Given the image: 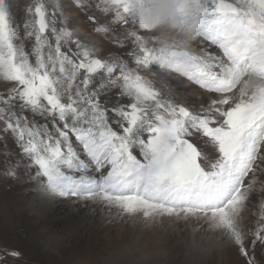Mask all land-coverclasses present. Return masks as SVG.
Masks as SVG:
<instances>
[{
  "label": "snow or ice",
  "instance_id": "6c2138e0",
  "mask_svg": "<svg viewBox=\"0 0 264 264\" xmlns=\"http://www.w3.org/2000/svg\"><path fill=\"white\" fill-rule=\"evenodd\" d=\"M14 7L0 0V74L13 82L0 96L5 174L19 181L23 165L38 197L115 210L149 231L195 220L194 233L219 234L257 264L264 213L250 233L242 218L256 186L264 191V0H71L96 34L127 49L108 59L59 5L27 6L23 35ZM159 72L213 98L179 103L157 88ZM22 260L0 246V264Z\"/></svg>",
  "mask_w": 264,
  "mask_h": 264
},
{
  "label": "rangeland",
  "instance_id": "374dc122",
  "mask_svg": "<svg viewBox=\"0 0 264 264\" xmlns=\"http://www.w3.org/2000/svg\"><path fill=\"white\" fill-rule=\"evenodd\" d=\"M34 2L12 0L15 20L21 26L22 35V26L28 19L26 8ZM43 2L50 12L59 5L66 14L70 13L82 43L89 46L90 42L96 43L98 55L102 58L108 59L117 53L126 55L127 49H120L107 38L96 34L94 28L98 25L88 20L87 15L77 13L71 7V0ZM90 14L104 22V14L99 9H94ZM60 19L58 16V25ZM165 33H168L167 28L160 29L156 34ZM33 43L34 38L24 37L26 51L31 52ZM208 51L218 54L215 47H209ZM31 59L34 61V57ZM152 71L157 72V69L153 67ZM153 78L157 88L165 95L191 108L207 105L213 98L207 90L174 73L159 72ZM11 87L13 82L6 81L0 74V96H6ZM109 102H117L115 94L109 98ZM73 145L79 151L80 146L74 137ZM8 147L15 153L11 141ZM2 152L3 148L0 147ZM4 159L0 155V162ZM18 174L19 181L7 176L4 164L0 163V246L20 250L23 260L19 264H245L244 258L227 238L219 234L194 233L193 229L200 228L195 220L191 223L181 221L174 230H145L139 223L119 220L115 210L109 211L92 204L85 206L72 200L38 197L32 191L34 184L30 182L28 169L21 165ZM262 213L264 191L257 185L243 213L242 226L246 231L250 233L258 227ZM205 236L210 239L205 240L202 247L193 246V240L200 242ZM134 244L144 250L131 248ZM255 255L257 264H264V248L259 243Z\"/></svg>",
  "mask_w": 264,
  "mask_h": 264
}]
</instances>
